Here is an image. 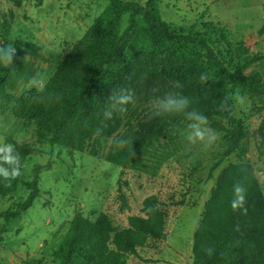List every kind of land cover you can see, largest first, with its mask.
I'll return each instance as SVG.
<instances>
[{
	"label": "trees",
	"instance_id": "trees-1",
	"mask_svg": "<svg viewBox=\"0 0 264 264\" xmlns=\"http://www.w3.org/2000/svg\"><path fill=\"white\" fill-rule=\"evenodd\" d=\"M106 1L105 10L48 82L20 102V116L34 125V140L18 142L6 137L4 143L15 146L22 168L15 179L0 176V196L20 186L29 194L16 209L0 213V218H18L40 196L39 174L48 166L37 165L31 181L22 179L24 164L39 151L38 145L61 146L136 171L144 162H152L155 174L162 162L177 154L189 121L183 115L155 116L149 100L153 95L177 92L190 99V110L204 113L211 129L223 135L222 156L239 159L220 171L204 205L193 236L192 264H264V193L252 166L244 161L247 128L234 103V97L248 95L260 100L264 108V80L256 68L264 61V52L234 46L215 23L201 24L195 35L179 34L162 20L158 0ZM11 2L21 6V0ZM125 14L128 26L121 31ZM138 17L144 24L141 28L136 24ZM10 27L5 20L3 31L9 32ZM258 36L264 37V24ZM1 43L11 45L6 39ZM12 46L16 49L12 63L0 60V107L11 103L21 82L34 79L35 60L43 59L40 48L31 42L16 41ZM201 74L207 76L206 81H201ZM122 86L134 89L135 104L123 114H114L96 134L107 97L113 88ZM153 86L160 92L154 94ZM115 138L106 151L109 140ZM237 182L246 189L247 215L231 208ZM143 213L129 217L125 229H117L105 212L95 220L76 214L54 251L56 264H127L128 257L137 255L149 238L165 240L167 236L168 213L157 197L144 200ZM205 246L213 249L212 255L203 250Z\"/></svg>",
	"mask_w": 264,
	"mask_h": 264
},
{
	"label": "rangeland",
	"instance_id": "rangeland-1",
	"mask_svg": "<svg viewBox=\"0 0 264 264\" xmlns=\"http://www.w3.org/2000/svg\"><path fill=\"white\" fill-rule=\"evenodd\" d=\"M106 0H0V46L6 39L31 42L40 48L43 59L35 60L37 73L21 82L10 104L0 107V143L7 136L18 142L34 140V125L19 114L21 100L32 90H40L55 73L72 46L105 10ZM157 9L164 22L182 35H195L201 24L215 23L225 31L234 46L264 52V37L258 31L264 24V0H158ZM10 21L5 33L2 24ZM129 15L121 19V31ZM138 28L144 24L136 19ZM264 80V61L256 65ZM236 114L246 124L242 143L244 161L258 178L264 193V108L251 96L234 97ZM182 135L177 154L152 172V162L140 171L123 169L86 153L61 146L38 145L22 174L31 181L33 169L45 165L39 174L40 196L33 206L10 221L0 218V264H56L54 251L76 214L95 220L107 213L117 229L128 227V218L144 215L143 202L155 196L167 211L165 240L149 238L129 256L127 264H192V241L204 205L209 200L220 171L237 163L236 155L223 157L224 137L205 149ZM117 138L109 140L106 151ZM29 191L20 186L14 193L0 196V213L22 204ZM179 202H182L180 205Z\"/></svg>",
	"mask_w": 264,
	"mask_h": 264
},
{
	"label": "clouds",
	"instance_id": "clouds-1",
	"mask_svg": "<svg viewBox=\"0 0 264 264\" xmlns=\"http://www.w3.org/2000/svg\"><path fill=\"white\" fill-rule=\"evenodd\" d=\"M16 49L12 45L0 46V60L5 64L12 63ZM201 81H206L207 76L201 74ZM177 87H180L178 84ZM151 91L159 93L160 89L153 86ZM136 102L134 89L122 86L113 88L104 104L101 127H98L95 132L99 134L103 127H106V121L113 119L114 114H123L127 111L129 105ZM191 101L188 97L177 92H166L163 95H153L149 100V105L155 116L164 115H183L189 121L186 139L191 144L200 143L205 149L214 145L219 135L211 129L208 122V117L195 109L190 110ZM125 143V141H121ZM10 167H4L3 165ZM22 164L20 162L19 153L15 151V146L10 143H0V176L5 180H11L21 175ZM234 198L231 201L233 211H241V214L247 215L248 208L246 207V189L237 182L233 185ZM237 231L239 227L237 226ZM208 255H212L213 249L210 246H205L203 249Z\"/></svg>",
	"mask_w": 264,
	"mask_h": 264
}]
</instances>
